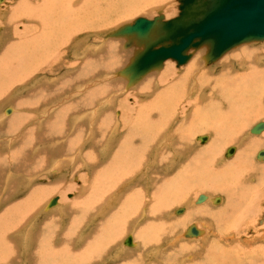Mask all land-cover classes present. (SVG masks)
I'll list each match as a JSON object with an SVG mask.
<instances>
[{"label":"bare ground","instance_id":"bare-ground-1","mask_svg":"<svg viewBox=\"0 0 264 264\" xmlns=\"http://www.w3.org/2000/svg\"><path fill=\"white\" fill-rule=\"evenodd\" d=\"M28 1L29 0H9L5 4V6H3V8L2 7L0 8V21L5 28L4 31L0 30L1 31L0 45L2 44V48L0 52L1 53L0 64L3 63L5 65L4 69L7 70L6 72L7 75L5 73L1 77L5 78V81L8 82L7 83L8 86H10V84L13 83L11 81H14L15 79L21 80L22 82L23 80L28 78V75L33 74L34 71L40 68H44L45 66H46L45 68H48L49 65L55 63L58 59L59 48L61 47L65 39H67V37L72 32L75 31L76 33V30H79L84 27L91 28V27H95L98 24L99 25L105 24L104 22H106L107 19H109L111 16H114L115 14L117 16L118 15L122 16L123 18L126 19L128 17L127 14H132L131 13L132 5L134 4L137 5L136 8L138 9V13H140V12H146L148 10V8L146 7L149 6L151 3H156V4L159 3L160 5V3H163L165 0H38L37 2L30 1V3ZM138 1L140 2V4H137ZM185 1L189 3V0H185ZM191 1L193 0H190V2ZM9 2L11 3L9 4ZM211 4L212 2H210V0H199L195 5L189 8L185 14L188 15V19H195L202 17L203 13ZM259 5H264V0H219V5L214 9L216 11L219 10V12L215 11L216 13H214L210 18H208V20H206V22H204L202 26L204 29H208L211 32H213L217 36L218 43L222 44L225 40H227V38L228 39L236 38L243 34L242 31L238 30L241 29L239 27V23L233 22L234 17L232 16L231 12H237L240 9L243 11L249 10L250 8H254V7L256 8ZM226 7H228L229 9L228 12L225 11ZM20 21H23L24 24L22 26L20 25L21 29L18 30L17 23H19ZM123 27L118 29L121 30ZM258 29H259L258 26H253L251 29H244V30L257 31ZM119 33L122 32L120 31ZM8 36L10 37L12 36L13 37L12 40L9 39ZM151 37L152 36L150 35L148 37L150 39L148 38L144 39L145 41L146 39H148L146 41V44L152 41ZM1 39L4 41L3 43L1 42ZM67 41L68 40H66V42ZM145 41L143 42L144 44ZM254 41L255 39L253 41L251 39V41L248 40V42L246 43L243 44L238 43V45L235 44L234 46L228 49L226 48L227 50L225 49L226 51L224 53L222 52L223 54L220 57H211L210 50L212 48L213 42L210 41L205 42L201 44L198 48H196V50L194 51L190 49L191 51H193L192 52L193 56L192 58H190V60L188 59V62L184 66H182V68L178 70L175 69L171 70L170 69L171 66L169 65V63L165 65L163 70L160 72L161 73L160 76L159 77L157 76L155 79L156 82H154L157 83L156 89L159 88V84L162 83L165 84L161 86L162 87L161 89L157 91H153L154 93L152 97L150 98L147 97V99H142L140 101H134L135 106L129 107L128 113L125 111V109H121L120 110L121 112H119L118 114L119 116H116V113L115 115L114 114L112 115V112L109 109H108L109 111L106 113L105 112L106 109H105L104 116H108L109 114H111V116L113 117L112 128L109 131L110 138L109 140H107V142L109 141L111 143L110 140L115 141V137L118 136L117 131L121 123V117H128V122L126 121L127 118L126 119L124 118L125 121L123 120V130L127 132L128 138H126L127 139L126 141H123L124 138H122V140H120L118 144L115 142L117 145L121 144L122 146H120V148L116 147L117 150L112 149L114 151L113 156L109 153V155H111L109 158L108 155L106 154L107 153L106 149H110V147L108 146L107 142L105 143V141L102 143L104 145L103 146L101 145L100 153H98L97 152L98 150L95 148L96 150L95 152H97L98 156L99 154L107 155L103 157H107L108 160L109 159L110 160L109 161L107 160L108 162L106 161L104 165L100 164L102 165V167L99 166L100 169L98 170V172L91 171L92 169L95 168L93 166H97L98 163L92 166L88 164L87 161H92L96 159L97 156L95 155L96 156L95 158L92 155V153H95L93 152L94 150L83 151L84 150L83 149L84 147L82 148L83 142H81L80 146L78 147V152L75 156L71 155L66 159H60L61 161L54 160L51 162L50 164L51 166L48 167L52 171L54 169L61 168L67 165L68 168L72 167V169L77 170L78 166H76L75 164H77V162L79 161L84 162L82 163L83 166H85L84 168L87 171H91L88 173L91 175V179L87 180L83 178V186L81 188H78L77 190L78 196L76 193L77 197L75 196L73 198L74 200L71 201L69 199V201L68 200L66 201L74 204L77 203L75 205H78L80 209L82 208L81 211L82 215L86 211H91L89 213L87 212L88 214L85 213L87 214V216L90 217V219H87L89 220V222L93 223L94 219H96L98 215L101 217L102 220H99V222L96 223L97 225L94 224L96 228L94 227L95 230L91 233V235L87 237V239H82L84 237L82 233H84L87 228V226H84L81 227L80 228L81 231L79 230L78 232L80 233L78 239L79 240L82 239V240L79 241L76 238L78 242H76V240L73 239V242L70 240L71 243H67L65 241L69 239H64V238H62L59 242H54V239L52 238L55 232L57 231V229L53 230L54 227H52V225L48 223V219H47V221L44 223L43 227L41 228V231H39L40 235H38V238L34 240L39 246L38 249L31 250L30 255L26 259L23 258L24 260L18 258L17 263L19 262V260H22L21 264H29V262H31V264H92L94 262H97L98 258L101 259L103 257L102 255L104 253L105 254L108 253L111 249V246L108 247V245L113 240L112 237H114V235L112 234L113 231L112 229L115 228L116 224L121 225L123 224V222L124 223L127 222L129 220L128 219L129 216L131 217V215L136 216L137 218L138 217V215H136L137 212H135L136 214H134V211L135 209H137L136 206L138 205L140 209H144L143 207L147 205L148 215L154 217L155 221L151 220L148 221L146 224L140 226V229L138 230V235L139 237L141 236L140 238L142 239H138L140 243H138L135 246L136 248H138V250L133 251L132 249L131 251L130 249H126L124 247L123 248L117 247L118 250L115 251L116 254L114 257L116 258V255L120 253L121 255H118L119 257L117 258L126 260L123 261L121 264H139L140 260H143V258L145 259V257L152 256L154 258L155 256H157L156 254L159 255V251H158L159 242L156 241L155 238L158 237L159 234H161L160 232L163 231L165 228L169 229V226L166 227V224L164 223L166 221H161L160 217L158 216H161L162 213L170 209L171 206L183 203L187 199V197L190 196L191 192H193L194 190H198V191H207L211 193H222L225 199L224 203L220 206V208H216V209H211L207 206L204 207L200 206L197 209L194 210L190 209V211H187L185 209L186 207L185 208L179 207L178 209H175L172 213L181 214L184 212L185 215L182 216L181 218H175L171 220V222H167V224H170V226L172 227L171 230L173 229L175 230L178 229V227L184 225L188 221L191 222V220L195 221L196 219H198L196 221L199 223V225L196 223H190L174 239L179 240V238L181 237L190 238V239L200 238L203 239V243L205 244L201 243L202 245L197 254L195 255L190 254L188 255V258H184V260H182L181 257L183 256L180 255L183 251H185L188 248L181 245H174L173 242L176 240L171 239L172 242H170L169 244H171L173 250L172 249L167 250L165 252L168 253L160 256L162 258V259L160 258V260H162V262L160 261L161 264H264V241L263 242L260 241L264 239V233L254 234L250 238L251 239L250 242L246 243V245H243L242 243L236 240L234 241L232 240L233 243L228 242L229 240H227V239L240 238L241 235L240 233L242 231L243 224H245L246 220H250V218H252L255 215V212L259 204L264 200V165L254 166L250 164V160H249V156L252 153L251 151H254L252 149L254 148L256 149L258 147L264 146V137H260L261 136L260 135L259 137L256 136L257 138H251L246 142H242L241 145L239 144V148H238L239 150H237L238 153L236 154L235 158H233L230 162L227 161L228 163L223 162V164H221L220 167L216 166L217 168H215V165H218L217 163L219 161V160L217 161L219 150L226 144H230L233 142L237 143L238 138L240 137L239 133L248 123L252 122L254 119L264 117V43H263L264 41L262 40H261L262 42L260 41L254 42ZM256 43H259L261 45L255 46L254 44ZM107 46H108L107 48L108 50L107 53L103 55L104 57L103 58L101 57L97 62L90 60L88 62V67L93 66L92 65L93 63L95 65L96 63H98L100 67L109 68L113 66L112 63L115 64L118 62V57L116 56L112 44L108 43ZM133 47L137 48L136 45H134ZM97 49H99V47ZM106 54L109 60L111 58L112 63H109L107 61L108 59L106 58ZM205 64H208V66L207 65L205 66ZM158 67L159 66L157 65L156 69ZM20 68L23 69L26 68V69L21 71ZM118 73L124 75L123 71L120 72L118 71ZM118 73L111 74L110 77L113 78L114 76L118 75ZM108 76L109 75L104 77L108 78ZM46 77L45 78L42 77V78L48 80V78ZM17 83L20 82L18 81ZM61 83L63 82H60V84ZM85 85L86 84H84L83 86ZM60 87H62V85ZM102 89L103 90L99 93L94 92L95 93L94 96L99 98L103 93H107L104 92V90L108 89L107 87L104 86L102 87ZM118 90H115L112 93L113 95L110 94L104 98L103 97L99 98L100 102L97 103L98 105L96 107H95L96 104H94L95 108L92 107L91 105L88 111L86 110L80 114H75V109L77 108V101L72 102L68 107L65 106L59 108L58 115H57V111L55 112L53 111L58 108V104L60 103L57 104V102L55 101L54 103L46 104L44 107L45 109L42 112L38 113V115H40L41 117L39 119L44 120L43 117H46L51 112H53L54 116H52V118L49 116L50 120H48L46 123H42V121H40L39 123L41 127L45 130L44 142L46 141V139L48 141H53L56 140V138L57 139L62 138V140L64 141L63 138L64 133L61 128L62 123L65 124L64 122L66 121L64 115L65 116L70 115L71 122L69 121L70 129L68 133L73 130L75 123L78 120L82 119L84 116H87L86 119L88 118V126H90L91 124L93 126L94 125L93 123L99 122L97 127L98 129H101L100 131H102L103 123L101 122V119L97 121V119L94 120V118L98 117L100 110L104 109L103 106L108 105L109 107H112L110 105L114 103L118 95L117 94ZM77 93H79V90H76V92L71 94L72 97L73 95H75L74 97H77L76 96ZM31 94L34 96L38 95V91H33L31 92ZM46 94L47 93L44 91L40 92L41 96ZM168 95L169 97H167ZM146 96H149V94H147ZM186 96L192 97V99L185 101ZM69 98H71V96ZM62 99H63L62 101H65L64 98ZM117 99H119V97ZM92 100H94V97L92 98V93H89L84 97H82L81 103L86 101L85 104H91ZM182 101L184 102L183 105H182ZM186 107L187 108L192 107L194 109L191 111V113H188ZM180 110H182L183 112L182 116H184V120L182 123L178 124L175 127L172 134L169 133L170 135L169 138L171 139V142L176 143L175 148L168 146L169 148H171L169 150H173V153L171 155V151L168 152L163 148L160 150L161 145L165 143L164 142L158 143V139L160 138L159 133L163 130L162 127L166 126L165 124L167 123L159 115H164V113L166 112H167L166 114H170L171 112L177 113ZM112 111L114 112L115 109ZM16 112L18 113L19 110ZM154 114L157 115L156 118L152 117ZM35 122L37 121L35 120ZM127 123H129V125H127ZM258 123L264 124L263 121H260ZM9 125L10 122H8L7 126ZM92 126L88 128L89 132L86 135V139L91 133ZM106 126L108 127L109 125L107 124L105 125V127ZM183 126L186 127L188 131L183 129ZM100 131L98 130V133H102ZM207 131H210L209 133H212V140L210 141V143L207 144L206 147L199 149L198 151H196L197 150L196 149L195 153L191 154L190 156H187V154H189L186 152L188 148L184 146L183 145L184 143L182 142L185 139L190 138L192 132L196 133V132H207ZM248 131L251 133L250 130ZM262 131H264V126L259 133H252V134H260ZM59 133H60L59 138L57 136L54 137V139L48 138L50 134L57 135ZM10 137L11 136H6L2 140V143L6 142L7 149L10 147V145L12 146V143L10 142L12 138ZM163 137L164 135H162L160 139L162 140ZM198 137H200V139L198 138L197 139L201 143H204L207 140V136L205 137L203 135ZM202 138L204 139V141L201 140ZM73 139L74 137H72L71 140ZM119 139H121V137H119ZM12 142H14L13 139ZM17 142H21V141H17ZM233 147L236 148L235 146ZM31 150H29V152L27 153H30ZM260 150L264 151V149H260ZM109 151L111 152V150ZM35 152L38 153V151ZM234 152L235 149L231 155H233ZM153 153L155 154L157 164H155L156 162L153 163V161L156 160H153L151 161V163H149L148 156L149 157L152 156ZM14 154L16 155V153ZM46 154L50 155V152L48 153V151H43L42 154L43 158L46 156ZM256 155L255 158L257 160H264V155L263 157L260 158H257ZM229 156H225V152H224L225 158ZM22 157L20 158V160L22 159ZM188 157H191L190 160L187 161L188 163L185 161L180 162L181 159L184 160L185 158L187 159ZM25 159L22 160L25 161ZM77 159L79 161L76 162ZM177 159L179 161H177ZM44 160L45 158L43 159V161ZM101 161L103 160L101 159ZM32 162L35 161H33L32 159ZM177 162L181 163V165H179L178 168L175 167ZM40 163H42V161ZM102 163H104V161ZM152 163L156 167L159 164H162L164 171L161 170L162 167H160L161 168L160 170L163 172L167 173L172 171V174H170V176H167L165 180L166 184L163 185L159 184L160 180H164L166 176L164 178L158 177L157 178L158 184H153L152 187L150 186L152 189V190L150 189L151 190L150 192H148L149 191L148 189L144 191L142 190V193H140L139 196L138 194L141 191H139L137 187H136L137 189L131 188L130 191L123 190L125 185L129 184L128 182L131 181V180L128 181L132 177L131 174L136 173V170L138 169L137 167H139L140 169L141 165H144L147 169L149 167V164L152 165ZM144 166L142 167V170ZM13 167L14 165L12 166V168ZM37 167L39 168L38 165ZM8 170H10V168ZM36 172L38 173V171H35L33 173ZM79 172L80 171H78V174H80ZM128 174L131 177L128 176ZM140 174L141 173H139V175L137 174V176L141 177ZM147 175L148 174H146V176ZM153 175L155 176L156 174ZM146 178L145 180H148V178L147 179ZM7 180L9 181V179ZM7 180L5 182L6 184L8 182ZM167 180L168 181L170 180V182H167ZM123 181H126L127 183L126 182L122 183ZM145 184H149V183H145ZM59 185L64 186L63 188H61L63 189V191H59V192H64V190H66V188L68 187L67 186L65 188L64 183H61ZM57 187L59 186L55 184L53 186L47 187V190L49 192H57L59 190ZM45 188L46 186L45 187L40 186V188H37L40 189L38 193H37V189H34V191H32L33 189L31 190L32 193H30V199L28 198L29 196H27V200L29 199V201H32L30 205L31 207L25 208L23 210V213H25L24 211H29V210L32 212V210L34 211V208L35 206H37V204L41 205L42 202H40L39 198L36 196H40L39 194H41L42 193L41 191L45 190ZM46 192H44V194ZM201 195H203L204 198L198 200L199 199L198 196L197 199L195 200V204H200L207 201L217 205L221 201V197L210 196V193L209 195H204V194ZM33 196H35L34 199L32 198ZM144 196L145 198H147L146 203L144 202L145 200ZM49 201L50 199L47 202L48 204ZM66 201H62L59 204L55 203L56 205L54 204L55 206L48 211H50L51 213H54L56 211L59 212L60 210L62 211L61 209L63 205L62 203ZM144 203L146 205H144ZM43 206L45 208L47 204L46 206L45 205ZM46 208L44 210H46ZM142 212L144 213V210H142ZM16 213L17 212H14L10 215L11 217L16 215V218L14 216L15 221L18 218V214H19ZM90 213H92V216ZM166 214H168L169 216V212ZM205 217L210 220L209 221L211 222L210 225L212 226L213 224L215 230L211 238H208V236H210L208 234V230L206 232L204 230V228L205 229L207 228V225H205V221H201V219ZM22 224L23 223L18 224L19 226H17L19 227L20 230L25 229L24 226L26 224L22 226V229L20 228V225ZM5 225L6 224L3 221L2 226ZM191 225L194 226V229L198 230L197 231L198 233L196 235H192L190 234L192 233V231H188ZM201 226L204 228H202ZM71 227L73 226L71 225ZM16 232H17L16 229L12 231L9 227V233L15 234ZM65 232L69 233L71 232V230L69 231L67 229ZM64 235L65 233L62 234V236ZM228 235L230 236L227 237ZM27 237H28V233L26 231L22 232V237H21L22 239L21 238L19 239L20 240L19 243L21 244L23 250L27 246V242H28ZM17 238L18 237H16L15 239ZM7 239H4L5 243L7 242L6 241ZM4 240L0 239L1 245L4 244ZM12 240H8L10 245L5 244L7 254L3 253V255H0V264L15 263L14 260L16 261L17 259L18 249L16 245H13L14 241ZM168 241L166 242L168 243ZM256 241H260L261 243L258 242L260 243L258 244ZM64 242L70 245H65ZM122 245H126L124 244V241ZM132 245L134 246L133 240H132ZM4 247L2 248L5 250ZM192 248L194 247H189V249ZM111 257L112 260L115 259L113 258V256ZM175 259L176 260L181 259V260L179 262L178 260L177 262H175ZM186 259L188 260L190 259V262L185 263L184 261ZM154 263L155 262L151 264Z\"/></svg>","mask_w":264,"mask_h":264},{"label":"rangeland","instance_id":"rangeland-1","mask_svg":"<svg viewBox=\"0 0 264 264\" xmlns=\"http://www.w3.org/2000/svg\"><path fill=\"white\" fill-rule=\"evenodd\" d=\"M8 1L9 0H0V8L1 7L3 8V6H5V4ZM30 1L31 2H37L38 0H35V1L34 0H29L28 2L30 3ZM198 1L199 0L191 1L189 3V7L187 8V10L189 8H191L193 5H195ZM10 3L11 2H9V4ZM216 3H218V4H216ZM137 4H140V2L138 1ZM155 4L156 3H151L149 6L146 7V8H148V10L146 12H140V13H138V9L136 8L137 5L134 4V5H132V11H131L132 14H127L128 15V17H127L128 19L127 18L125 19V18H123L122 16H119V15L117 16L115 14L114 16H111L109 19H107L106 22H104L105 24H100V25L98 24L95 27H91V28L84 27V28H81L79 30H76V33H75V31L72 32L67 37V39H65L63 44L61 45V47L62 46L63 47L59 48L57 61L55 63H53L52 65H49L48 68H45L46 67L45 66L44 68H40V69L34 71L35 73L33 72V74L28 75V78L23 80L22 82H21V80L15 79L14 81H11L13 83L10 84V86H8V84H7L8 82L5 81V78L1 77L3 74H5L7 72V70L4 69L5 65L3 63L0 64V90H1L0 93L2 94L1 97H0V142H2V140L5 138V136H7V135L9 136L10 134L15 133L17 131L19 132L20 128H18V130L15 129V128L22 121V122H25L26 125L22 126L25 123H22V124L19 125L20 127L22 126V128H21L22 130L20 131L18 136L20 137V135L22 134L24 128H28L26 130V133H27V131L29 129L32 130V133L29 134L28 139L30 137L31 141L35 143V141L40 140L39 133H40L41 138H42V135L44 134V132H42V127L35 128L36 130L32 129V127H35V120L37 122L42 121L43 123H46L48 120H50V117L52 118V116H54L53 112L57 111V115H58L59 108H62V107H65V106L68 107L74 101H77V108L75 109V114L83 113L86 110L88 111L89 107L92 104H93L92 107H94V104H96L95 105V107H96L98 105L97 103L100 102L99 98H102V97L104 98L107 95L112 94L115 90L120 89V90L117 91L118 95H117L114 103L112 105H110L112 107H109L108 105L103 106L104 109L100 110L99 115H98L97 118H94V120L97 119V121H99L101 119V122L103 123L102 131H100L101 129H98V127H97L99 122H97V123L95 122V123H93L94 124L93 126H92V124L90 125V126H92V128H91V133L92 134L90 133V135L86 139V135L89 132L88 128H90V126H88V118L86 119L87 116H84L82 119L78 120L75 123V126L73 128L74 131L72 130L71 132L68 133V131L70 129V124H69L70 115H68V116L64 115L66 121L64 122L65 124L62 123V125H61L62 131L64 133L63 135L65 136V137H63L64 141L61 138L60 139L56 138V140H53V141H55L54 143H51V144L49 143V145H47V142H45L42 147H39L38 149H36V151H39L40 149L44 148L45 149L44 151H48V153L50 152V154H51L48 157H46V160H44L42 162V164H37L39 166V168L37 167L36 164L34 165V168H33L34 171L33 172L38 171V173L37 172L33 173L34 174V176H33L34 178H32V179L29 178L28 179L29 182L31 180L30 183H31V186H32L31 188L33 189L32 191H34V189L40 188V186H43V187L46 186L45 190H42L41 191L42 193L39 194L40 196H36V197L39 198L40 202H42V203H41V205L37 204V206H35V208H34V211L32 210V212L29 210V211H24L26 214L23 213V212H19V211L16 213V214L19 213L18 214V218L16 219V221H14V223H13V221H11L10 225H14L16 227L15 229L18 231V230H20L19 227H17V226H19L18 224L23 223L22 225H20L21 229H22V226H24V224H26L24 226L25 229L20 230L18 232V234H17L18 239H15L14 236H12V235H14L13 233H11V234L8 233V235H6V236H8V239L6 238L7 239L6 243H5V240H4L5 238L4 237L2 238L4 240V244H3L4 246H5V244L10 245L8 240H12L13 239L12 240V241H14L13 245H16V247L18 249L17 259H16V261L14 260V262L16 264H21V261L26 259L30 255V251L31 250L38 249L39 246L37 245V243L34 240L38 238V235H40L39 231H41V228L43 227V225L47 221V219H48V223L50 225H52V227H54L53 230L57 229V231L55 232V234H54V236L52 238V239H54V242H59L62 238L69 239V240L65 241L67 243H71V241L73 242V239L76 240V238L77 239L79 238L78 236H79L80 233H78V232H79L80 228L84 227V226H87V228H86L85 232L82 233L84 235V237L82 239H87V237L89 235H91V233L96 228V226L94 224L98 223L99 220H102L101 217L98 215V217H96V219H94L93 223L89 222V220H87V219H90V217L87 216V214L89 212H91V211H86L82 215L81 214L82 208L80 209V207L78 205H75L77 203L74 204V203H71V202H68V201H69V199L71 201L74 200L73 198L76 196V193L78 192L77 191L78 188H81L83 186V178L87 179V180H90L91 179V175L88 174V173L91 172V171H94V172L97 171L98 172V170L100 169L99 166L102 167V165H104L106 163L108 158L107 157H103V156H107L108 155L109 158H110L111 155L113 156L114 151L112 149L117 150V148H120V146H122V145L120 143H119L120 145H117L118 142H120V140H122V138H124L123 141H126L127 140L126 138H128L127 132L125 130H123V120L125 121V119L127 118L126 121L128 122V117H121V123H120V126L118 127V131H117L118 132V134H117L118 136L115 137V141L114 140L113 141L110 140L111 143L109 141L107 142V140H109V138H110L109 131L112 128L113 117L111 116V114H109L108 116H104L105 112L107 113L110 110L112 112V115L113 114L115 115V113H116V116H119L118 114H119V112H121L120 110L121 109H125V111L128 113L129 107H134L135 106L134 101H140L142 99H147V97L150 98V97H152V95L154 93L153 91H157V90L162 88L161 86H163L165 83L164 84L163 83L159 84V88L156 89L157 83H154V82H156V80H155L156 77L160 76V74H161L160 72L163 70V68L165 67V65L167 63H169V65L171 66L170 67L171 70H173V69L178 70V69L182 68V66H184L188 62V59L190 60V58H192V56H193L192 52L194 50H196V48H198L201 44H203L205 42H208V41L213 42L211 39H207V40H204L201 43H199V45L191 46V47H188L187 49H185L183 51V54L187 55L188 57L182 63H178L173 58H167L162 63L158 64L159 67L157 69H156L157 65H155V66L151 67L148 70V72L146 71L145 73L134 77L132 75L131 71H130L132 63L144 52V50L146 49V47L149 44H151L152 42H155L157 40V38L160 35L163 34V31H162L163 23L165 21H167V20H170V19H173L175 17H178L180 15L181 11H182L181 8H180L181 5H182V1L181 0H165L163 3H160V5H159V3H157L156 5ZM218 5H219V0H214V1H212V4L210 5V7H208L206 10H208V11L214 10ZM211 7L212 8L214 7V8L211 9ZM184 15L185 16H183V19H182V21L184 23L191 22L192 20L195 21L196 23H198V21H200L203 18V15H202V17H199V18L188 19V15L187 14H184ZM139 17H144V18L153 20V25H152V27L150 29L151 31L149 30V32L144 37H139L135 33H119L122 29L119 30L118 28H121L123 26L125 27V26H127L129 24L131 25ZM109 21H110V23H109ZM23 24H24L23 21H20L19 23H17V29L20 30L21 29L20 25L22 26ZM0 30L1 31L5 30V28H4L3 24L1 23V21H0ZM1 31H0V33H1ZM150 35L152 36L151 37L152 41H150L151 43L148 42L149 44L148 43L146 44V41L148 39H150V38H148ZM70 36H71V38H70ZM8 38L12 40L13 37L12 36L11 37L8 36ZM145 38H148V39H146V41H145L144 40ZM254 39H255L254 42H259V41L262 42V41H264V37L259 38V39H256V38H254ZM254 39H252V41ZM66 40H68V41L66 42ZM248 40L251 41V39H248ZM248 40H246V41L243 40V41L239 42V44L246 43V42H248ZM144 41H145V44L143 43ZM1 42L3 43L4 41L1 39ZM108 43L112 44L113 49H114V51L116 53V56L118 57V62L113 64L111 58L109 60L108 57H107V54H106V58L108 59L107 61L109 63H112L113 66H111L109 68H105V67H100L98 63H96V65L93 63L92 64L93 66L88 67V62L90 60H92L94 62H97L101 57L102 58L104 57L103 55L105 53H107V50H108L107 49L108 48V46H107ZM168 43H170V41L161 43V44L157 45L155 48H158L161 45H167ZM235 44L238 45V43H235ZM134 45H136L137 48L133 47ZM234 45H231L230 47H232ZM254 45L258 46V45H261V44L256 43ZM98 47H99V49H97ZM230 47H228V48H230ZM1 48H2V44L0 45V52H1ZM190 49L193 50V51H191ZM226 50L224 49L222 52L224 53ZM223 53H221L217 57L222 56ZM201 60H203V59H201ZM97 64H98V66H97ZM208 64H205V66L206 65L208 66ZM25 69L26 68H24V69L20 68L21 71H23ZM118 71L119 72L123 71L124 75L118 73ZM115 73H118V75L114 76L113 78L110 77L111 74H115ZM128 73H129V75H128ZM6 75H7V73H6ZM107 75H109L108 78L104 77V76H107ZM42 77H44V78L46 77V78H48V80L47 79H43ZM139 78H140V80H139ZM18 81L20 83H17ZM60 82H63V83L60 84ZM147 82H148V84H147ZM84 84H86V85L83 86ZM61 85H62V87H60ZM153 85H155V86H153ZM104 86L108 88V89L104 90V92H107V93H103L102 92L104 95L101 93L102 95L100 94L101 96L99 98L94 96L95 95L94 92H97V93L101 92L103 90L102 87H104ZM76 88H78V89H76ZM75 89L79 90V93H77L78 95L76 94L77 97H74L75 95H73V97H72L71 94L76 92ZM33 91H38V95H35V96L32 95L31 92H33ZM43 91L46 92L47 94L41 96L40 92H43ZM4 93H6V94L4 95ZM89 93H92V97H94L93 103L85 104L86 101L81 103L82 97H84L85 95H87ZM147 94H149V96H146ZM67 96H68V99H67ZM70 96H71V98H69ZM39 97H41V98H39ZM118 97H119V99H117ZM167 97H169V95ZM62 98H64L65 101H62L63 100ZM191 99H192V97H187L186 96L185 101H188V100H191ZM119 100H121V101H119ZM55 101L57 102V104L60 103V104H58V108L55 109L50 114H48L46 117H43L44 120L39 119L41 117H40V115H38V113L42 112L45 109L44 108L45 105L49 104V103H54ZM117 101H119V102H117ZM16 103H20L21 106L16 107L15 111H13V113L10 112L9 107H15ZM183 104H184V102L182 101V105ZM114 106H115V108H114ZM105 109H106V111H105ZM111 109L112 110L115 109V111L113 112ZM186 109H187L188 113H191V111L194 108H192V107L187 108L186 107ZM18 110H19V112L17 113L16 111H18ZM111 112H109V113H111ZM166 113H164V115H159V116L162 117V119H164L166 121L167 124H165L166 126L162 127L163 130L159 133L160 134V138L162 137V135H164V137L162 138V140L159 138L158 139V143H163L164 142L165 144L161 145L160 150L163 148V149H165L168 152L171 151V155H172L173 150H169L171 148H169L168 146H171L172 148H175L176 143H172L171 142V139L169 138L170 137L169 133L172 134V132L175 129V127L178 124L183 122L184 116H182L183 115L182 114L183 113L182 110H180L177 113H174V112H171L170 114H166ZM71 114H74V113H71ZM57 115H56V117H57ZM17 116H18V118H17ZM30 116L33 119H29ZM100 116L103 118V120H102V118ZM66 117H67V119H66ZM109 117H110V120H109ZM152 117L156 118L157 115L154 114ZM111 120H112V122H111ZM260 121L264 122V117H260V118L254 119L252 122L248 123L241 130V132L239 133L240 137L238 138V141L236 140L237 143L233 142V143H230V144H226L219 150V153H218V156H217V161L218 160L219 161L217 163L218 165H215V168H217L216 166L220 167V165L223 164V162L224 163H228L233 158H235L236 154L238 153L237 150H239L238 149L239 148V144L241 145L242 142H246L247 140H249L251 138H257L260 135H261L260 137H264V131H262L260 134H252V133H250L248 131V130H250V128L253 125H255L256 123H258ZM8 122H10L11 124L14 123V122H17V125L16 126L14 125V128L12 129V131H8L9 133L5 135L4 132H1V129H2L3 126L7 125ZM109 122H110V124H109ZM106 123L110 127L109 126L105 127V125H107ZM127 125H129V123H127ZM103 128L104 129L106 128V129L104 130ZM183 129L187 130V128L184 127V126H183ZM98 130L100 132L104 133V134L98 133ZM112 132H113V130H112ZM209 132L210 131H207V132H196V133L192 132L191 133V137L185 139L186 141L184 140L182 142V143H184L183 145L188 148L186 152L189 153V154H187V156H190L191 154L195 153L199 149H202V148L206 147L207 144L210 143V141L212 140V133H209ZM41 133H42V135H41ZM193 133H194V135H193ZM203 135L205 137L207 136V140L204 143H201L197 139V137L198 136H203ZM50 136L53 139L56 136L59 138L60 137V133L57 134V135L50 134ZM19 137L15 138V142L13 143V145L16 144L17 141H19ZM72 137H74L73 140H71ZM119 137H121V139H119ZM117 138H118V141H117ZM176 139H178V138H176ZM94 140H95V142H94ZM104 141H105V143L106 142L108 143V146L110 147V149H106V151H107L106 154L107 155H100L99 154V156H98L97 152L100 153L101 145L102 146L104 145V144H102ZM81 142H83L82 143V145H83L82 148L84 147L83 151H93L94 150L93 152H95L96 151L95 148L98 150L97 152L92 153V155L95 158L97 156V158L92 160V161H87L88 164H90L92 166L94 164L98 163L99 165L97 164V166H93L96 169L94 168L91 171H87L84 168L85 166H83V164H82L84 162H81L78 159L76 160V162L79 161L80 163L77 162V164H75L76 166H78L77 170L72 169V167L68 168L67 165H65V166H63L61 168L54 169L52 171L48 168L49 166H51L50 165L51 164V159L50 158H52V157H59L58 159L60 160V159L68 158L69 157L68 155H74L75 156L77 154V152H78V147L80 146ZM185 142H186V144H185ZM55 143H60V144H55ZM170 143H171V145H170ZM1 146H2L1 148L3 149V152H4L6 146L3 143H2ZM230 146H235L236 147L235 148V152H234L233 155L225 158L224 157V152ZM89 148H90V150H89ZM58 149H60V152L57 151ZM260 149H264V146L263 147H258L256 149L255 148L252 149L254 151H251L252 153L249 156V160H250V164L251 165H254V166L264 165V160H257L255 158V155H256L257 151H259ZM109 150H111L112 153ZM109 153L111 155H109ZM35 154L37 155V152L34 151L33 152V156ZM65 154H66V156L61 157V155H65ZM100 156H101V158H100ZM34 157H36V156H34ZM152 157H153V159H152ZM148 158H149V163H151V161H153V160H156L154 153L152 154V156H150V157L148 156ZM190 158L191 157H188L187 158L188 160L186 158L184 160L181 159L180 162H182V161L187 162V161L190 160ZM101 159L104 161V163H102L103 161H101ZM104 159H106V160H104ZM177 161H179V160L177 159ZM180 162H177V164L175 165L176 168H178L179 165H181ZM219 162H220V164H219ZM153 163L157 164V160L153 161ZM153 163H152V165L149 164V167L147 169H146V167L144 165H141L140 169H139V167H137L138 169L136 170V173L131 174L132 177L129 175L131 173V171H132L131 170L130 173L128 174V176L131 177L128 181H130V180L131 181L128 182L129 184L125 185L123 190H126V191L129 190L130 191L131 188L135 189L137 187L138 190L141 191L138 194V196H139L140 193H142V190L144 191V190L148 189L149 190L148 192H150L152 190L151 189L152 185L153 184H158V180H157L158 177L164 178L166 176L164 180H160V182H159L160 185L166 184L165 180H166L167 176H170V174H172V171L167 172V173L163 172L164 170H163V165L162 164H159L160 166L158 165L157 166L158 169H157V167L155 165H153ZM100 164H102V165H100ZM143 166H144L143 170L146 172V174H148L147 176H146L145 172L142 170ZM160 167H162V169ZM62 168H64V169H62ZM149 168H150V170H149ZM160 169L163 170V171H161ZM24 170H25V168L22 169V167H20V169H18V172L20 171L19 173L22 175L23 173L25 174ZM47 171H48V173H47ZM78 171H80L79 172L80 174H78ZM152 172H153V174H156L157 176L156 175L154 176L152 174ZM139 173H141L140 174L141 177L137 176V174L139 175ZM144 174H145V176H144ZM79 176L80 177L82 176V177L80 178ZM146 177L148 178V180H145ZM151 179H152V181H151ZM2 180H3V178L0 179V189H1L2 184H3L2 182H4V183L6 182L5 180L4 181H2ZM124 182H126V181H123L122 183H124ZM167 182H170V180L169 181L167 180ZM57 183H59V184L64 183L65 188L68 186L66 188L67 191L64 190V192H59V191H63V189H61V188H63L64 186L63 185H59ZM145 183H149V184H145ZM55 184L59 186V187H57L59 190L58 191L56 190L57 192H49L47 190V187L53 186ZM12 186H14V190L13 191H9L6 194H5V192L1 193L2 197H4L3 198L4 200L1 202L2 205L0 207V212L4 208L3 206H5L6 203L7 204H14L15 201H21V200L24 199V197L27 194L30 195V193H32L31 189L30 190L27 189L26 182H25V180H23V177H20V178L18 177L17 181L15 182V185L12 184ZM12 186L8 185L6 190L13 189V188H11ZM27 190H28V192L29 191L30 192L28 193ZM39 190L40 189H37V193L39 192ZM46 191H48L49 193L46 192ZM197 191L198 190H194L193 192H191L190 196L188 195L189 197H187V199L183 203L171 206V208L167 210L169 212V216H168V214H166V213H168L167 211H164V212L160 211V212H163V213H162L161 216H158V217H160L161 221H166L164 223L166 224V227L169 226V229L165 228L163 231L160 232L161 234H159V236L155 238L156 241L159 242V244H158L159 245L158 246L159 247V250H158L159 251V255L156 254L157 255V256H155L156 258L155 257L153 258L152 256L145 257V259L143 258V260H140L139 264H143V263L144 264H151L153 262H155L154 264H161L162 260H160V258H161L160 256L165 255L166 253H168V252H165V251L172 249L171 244H169V243L172 242V240L174 238H176V236H178L184 230V228L186 226H188L190 223H196V224L199 225V223L196 221L198 219H196L195 220L196 222L194 220H191V222L190 221L186 222L181 227H178V229L171 230L172 227L170 226V224H167V222H171V220H173L175 218H181L182 216L185 215L184 212L181 213V214L172 213L175 209H178L179 207L180 208H185L186 207L185 209L187 211H190V209L194 210V209L199 208L200 206L201 207L207 206V207H209L211 209H216V208H220V206L224 203L225 199H224V195L222 193H211V192H207V191H198L197 192ZM44 192H46V193L44 194ZM209 193H210V196H213V197L219 196V197H221L220 203L216 205V204H212L210 202L205 201V202L200 203V204H195V200L197 199V197L199 195H201V194L209 195ZM77 196H78V193H77ZM34 197L35 196H33L32 198L34 199ZM53 197L57 198L56 204H59L62 201L68 200V201L62 203L63 204L62 208H61L62 211L60 210L59 212L56 211L54 213H51L50 211H48V210L52 209L56 205L55 204V205L49 206V204L47 203L48 200L53 198ZM28 198L30 199V196ZM29 199L27 200L29 203H27V202H25L26 204L24 203L25 204L24 205V209L28 208V207H31L30 205H31L32 201H29ZM33 199H31V200H33ZM144 199H145L144 202L146 203L147 198H145V196H144ZM263 201L259 204V206H258V208H257V210L255 212V215L252 218H250V220H246L245 224H243V228H242V231L240 233L241 234L240 238H238V239H227V240H229L228 242H232L233 243V241L236 240V241L242 243L243 245H246V243L250 242V240H251L250 238L254 234H263L264 233V224H263V221H264V202ZM145 203H144V205H146ZM46 204H47V206H46ZM43 205H45L48 209L45 207L46 210H44L45 208H44ZM76 206H78V207H76ZM111 208H114V207H111ZM136 208L137 209H135L134 214H136L135 212H137L136 215H138V217H137L138 219L136 218V216L131 215V217L129 216V218H128L129 220L127 222H125V223L123 222L124 225L123 224H121V225L120 224H116L115 228L112 229L113 230L112 234L114 235V237H112L113 240L108 245V247L111 246L110 251L109 252L107 251L108 253H106V254L104 253L102 255L103 257L100 256V257H102L101 259L98 258V261L94 262L92 264H95V263L96 264H121L123 261H126V260H122L121 258H117V257H119L118 255H121L120 253L116 255L117 259L114 257L115 254H116L115 251L118 250L117 247H120V248L124 247L126 249H130L131 251H132V249H133V251L134 250L135 251L138 250V248H136L135 246L138 243H140V241L138 239H142V238H140L141 236L139 237V235H138V230L140 229V226L146 224L148 221H151V220L155 221V220H154V217H151V216L148 215L147 205L145 207H143L144 209H140L139 205L136 206ZM91 210H92V208H91ZM142 210H144V213L142 212ZM12 213H14V212H12ZM12 213H9L8 215L10 216ZM31 213H33V214H31ZM85 213H87V214H85ZM185 213H186V211H185ZM90 214L92 216V213H90ZM5 215H6V213H4L2 215V218H4V219H2V222L3 221L5 222ZM26 215H27V217H26ZM14 216L16 218V215H14ZM14 216H13V218H14ZM20 216H21V218H20ZM177 216H179V217H177ZM77 217H78V219H77ZM130 218H131V220H130ZM23 219H24V222H23ZM201 221H205V225H207V228L205 229L204 227H202V226L201 227L204 228L205 232L208 230V234L210 235V236H208V238H211L213 236V234H214V231H215L214 227H213V224L211 226L210 225L211 222H209L210 220L208 218H206V217L201 219ZM7 225H8V223H7ZM71 225L73 227H71ZM67 229L69 231L71 230V232H69V233L65 232ZM30 230L34 231V233H30L32 236L31 237H27L28 238L27 246L23 250L21 244L19 243L20 242L19 239L22 237V232L26 231L28 233V231H30ZM158 232H159V230H158ZM64 233H65V235L62 236V234H64ZM33 235H34V238H33ZM128 235H131V237L133 238L132 240L134 242V246L133 245L132 246L122 245L124 239ZM229 236L230 235H228L227 237H229ZM81 240H79V241H81ZM168 240H170V241H168ZM174 240H176V239H174ZM15 241L16 242L18 241L17 243H19V244H17ZM166 241H168V243ZM260 241L263 242L264 239L260 240ZM260 241H256V242L258 243ZM65 242H64L65 245H70V244H67ZM76 242H78V241L76 240ZM174 242H173L174 245H181V246H185V247L188 248V249H186L185 251H183L181 253L180 256H183V257H181L182 260H184V258H188V255H190V254L191 255L197 254L198 251L200 250L201 245L205 244V243H203V239H200V238H191L190 239V238L181 237V238H179V240H176ZM257 243H255V244H257ZM260 243H258V244H260ZM3 245L0 244V255H3V253L7 254L6 246L4 247ZM2 247H4L5 250ZM189 247H194V248L189 249ZM41 252H44V251H41ZM144 252H146V251H144ZM111 256H113V258H115V259L112 260ZM18 258L22 259V260H19V262L17 263ZM148 259H149V262H148ZM181 259H177L178 262ZM177 260L175 259V262H177ZM184 262L188 263V262H190V259L189 260L186 259ZM29 264H31V262H29Z\"/></svg>","mask_w":264,"mask_h":264},{"label":"water","instance_id":"water-1","mask_svg":"<svg viewBox=\"0 0 264 264\" xmlns=\"http://www.w3.org/2000/svg\"><path fill=\"white\" fill-rule=\"evenodd\" d=\"M181 13L178 17L167 20L162 25L163 34L160 35L155 42L149 44L144 52L132 63L130 70L132 75L138 76L146 71H148L154 65L162 63L167 58H174L179 63L184 62L187 59V55L183 54V51L188 47L199 45L204 40L211 39L213 41L212 48L210 50L211 57L219 56L222 51L235 43H239L243 40L262 38L264 37V5H259L256 8H250L249 10H238L237 12H231L234 17V23L238 22V29L243 32V34L236 38H230L225 40L222 44H219L217 41V36L208 29H204L202 24L208 20L214 13L219 12L216 10H206L203 14V18L196 23L191 21L184 23L182 21L184 14L186 13L189 3L185 0H181ZM212 2V0H210ZM218 4V3H216ZM210 7V6H209ZM212 9V7H211ZM228 7L225 8V11L228 12ZM216 11V12H215ZM153 25V20L139 17L131 25H127L122 28V33H135L139 37H144ZM253 26H258L257 31H246L244 29H251ZM170 41L167 45H161L158 48H155L157 45ZM263 123L255 124L251 129V133H259L263 128ZM200 139V137H197ZM204 141V139H201ZM234 147L230 146L225 151V156H229L234 151ZM264 151H258L256 157H263ZM203 195H199V199H203ZM56 197H53L49 201V206H52L56 203ZM188 231H192V235H196L198 230L194 229V226L191 225ZM124 244L132 245V237L128 235Z\"/></svg>","mask_w":264,"mask_h":264},{"label":"crops","instance_id":"crops-1","mask_svg":"<svg viewBox=\"0 0 264 264\" xmlns=\"http://www.w3.org/2000/svg\"><path fill=\"white\" fill-rule=\"evenodd\" d=\"M0 92H1V90H0ZM6 93H4V95H5ZM1 93H0V97H1ZM3 95V96H4ZM93 98V97H92ZM92 103H93V100H92ZM16 105H18V106H21L20 105V103H16L15 104V107H9L10 108V112H12L13 113V111H15V108L16 107H18V106H16ZM93 105V104H92ZM29 119H33L31 116H30V118ZM22 123H25V122H20L17 126L18 127H16L15 129H17L18 130V128H20L19 129V131H21L22 129V126H24V125H26V123L25 124H23L21 127L19 126L20 124H22ZM40 123V121L39 122H35V127H32V129L33 130H36L35 128H40L41 127V125L39 124ZM43 123V122H42ZM17 124V122H14V123H10V125L9 126H7V125H5V126H3L2 127V129H1V132H4V134L6 135V134H8L9 132L8 131H12V129L14 128V125H16ZM37 124V125H36ZM39 126V127H38ZM4 129V130H3ZM28 129V128H27ZM26 128H24V130H23V132H22V134L20 135V137L18 136V134L20 133V132H15V133H12V134H10L9 136H11L10 138H12L13 139V141L15 142V138L16 137H19V141H21V142H17V144H14L13 145V143L14 142H12V139L10 140V142L12 143V146L10 145V147L7 149V148H5V151L3 152V149L1 148L2 146L0 145V156L1 155H3V156H1L0 157V159H2V160H0V179H2L3 178V180L2 181H4V178H5V181L7 180V179H9V181L7 182V184L8 185H11L12 186V184H14L15 185V182L17 181V178L19 177H23V180H25V182H27L26 184V187H27V189L28 190H32V186H31V183L30 182H28L27 181V179L28 178H30V179H32L33 178V176H34V174H33V171H34V169H32V168H34V165L37 163V164H42V163H40L41 161L43 162V159L45 158V160H46V157H48L49 156V154H46V156L43 158V151L45 150L44 148L43 149H40L39 151H38V153H37V155H35L36 157H34L33 156V152L34 151H36V149H38L39 147H42L43 146V144L45 143V142H47V145H49V143L51 144V143H54L55 141H48L47 139H46V141L44 142V134L42 135V138H41V136L39 135V138H40V140H38V141H35V143L34 142H32L31 141V138L29 137V139H28V136H29V134H31L32 133V131H30V129L27 131V133H26V130H27ZM42 132H44L45 133V130L42 128ZM18 133V134H17ZM8 136V135H7ZM6 137V136H5ZM65 137V136H64ZM48 138H52V137H48ZM53 139V138H52ZM62 139V138H61ZM9 142V143H10ZM61 143V142H60ZM60 143H55V144H60ZM0 144H2V142H0ZM5 146L7 145L6 144V142H4L3 143ZM36 146H35V145ZM34 145V146H33ZM16 148H18V149H16ZM25 149V150H24ZM28 149V150H27ZM32 149V150H31ZM16 150V151H15ZM27 150V151H26ZM29 150H31L30 151V153H27V152H29ZM57 151H59L60 152V150L58 149ZM6 152V153H5ZM26 152V153H25ZM3 153H5V154H3ZM14 153H16V155L14 154ZM23 153H25V154H23ZM42 153V154H41ZM30 154V155H29ZM64 154V153H63ZM13 155H15V156H13ZM42 155V156H41ZM51 155V154H50ZM5 156H7V157H5ZM22 156H24V157H22V159L24 160L25 158H27V159H30V160H27V159H25V161H23L22 159L20 160V158ZM32 156H33V158H32ZM64 156H66V154L65 155H61V157H64ZM68 156H71V155H68ZM19 157V158H18ZM38 157H39V159H38ZM33 159V161H35V162H32V159ZM59 157H52V158H50L51 159V162L52 161H54V160H59L58 159ZM8 159V160H7ZM15 159H17V160H15ZM15 160V161H14ZM7 161V162H6ZM21 161V162H20ZM23 161V162H22ZM59 161H61V160H59ZM39 162V163H38ZM11 165H10V164ZM13 163V164H12ZM34 163V164H33ZM14 165V167L12 168V166ZM23 165V166H22ZM31 167H29V166ZM2 166V167H1ZM11 166V167H10ZM6 167V168H5ZM20 167H22V169L23 168H25V170H24V172H25V174L23 173L22 175H20L19 174V172H18V169H20ZM28 167V168H27ZM10 168V170H8ZM5 169V170H4ZM13 169V170H12ZM30 169H32V170H30ZM7 170L9 171V172H7ZM4 171V172H3ZM6 172H7V175H6ZM18 173V174H17ZM2 174V175H1ZM10 176H9V175ZM13 174H15V175H13ZM18 175V176H17ZM25 175V176H24ZM11 178H9V177ZM12 176V177H11ZM17 176V177H16ZM26 177V178H25ZM16 181H15V180ZM3 184H2V188L0 189L1 191V193H3V192H5V194L7 193V192H9V191H13L14 190V186H12L11 188H13V189H10V190H5V189H7V184L6 183H4V182H2ZM11 183V184H10ZM6 185V186H5ZM6 187V188H5ZM25 187V186H24ZM28 190H27V192H28ZM30 192V191H29ZM28 192V193H29ZM0 193V207H1V205H2V201L4 200L3 198L4 197H2V194ZM27 196H30L29 194H27L25 197H24V199L23 200H21V201H15L14 202V204H7L6 203V205L5 206H3L4 208L1 210V212H0V239H2L3 237L6 239L7 238V236L6 235H8V233H9V227H10V229L12 230V231H14L15 230V226H11L10 225V222L11 221H15V219L13 218V217H11V216H9L8 215V213H11V212H23V210H24V203L25 202H27V203H29L28 201H27ZM5 202V201H4ZM19 202V203H18ZM23 204V205H22ZM8 205V206H7ZM19 206V207H18ZM11 207V208H10ZM4 213H6V215H5V226H2V215L4 214ZM7 223H8V225H7ZM10 225V226H9ZM2 228V229H1ZM20 231V230H19ZM19 231H17L15 234H14V238H16L17 237V233L19 232ZM39 231V230H38ZM30 233H34V231H32V230H30L29 232H28V237H31L32 235L30 234ZM9 234H11V233H9ZM18 239V238H17Z\"/></svg>","mask_w":264,"mask_h":264}]
</instances>
